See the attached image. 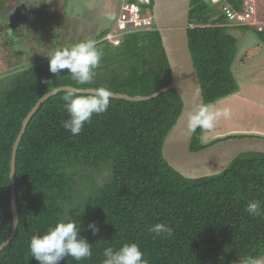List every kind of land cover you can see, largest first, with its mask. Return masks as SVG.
I'll return each instance as SVG.
<instances>
[{"label": "trees", "instance_id": "16d2710c", "mask_svg": "<svg viewBox=\"0 0 264 264\" xmlns=\"http://www.w3.org/2000/svg\"><path fill=\"white\" fill-rule=\"evenodd\" d=\"M216 1L191 0L187 30L203 105L212 106L239 90L233 67L238 42L222 8L243 11V0ZM234 28L256 35L264 46V31ZM96 48L102 56L89 83L74 80L66 69L52 74L47 59L15 70L6 86L0 82V247L12 231V147L42 97L62 87H106L115 95L149 97L171 84L155 26L123 37L118 47L101 42ZM67 92H57L40 105L18 145V226L0 252V264H39L30 256L31 237L46 234L69 216L80 223L79 235L92 245V256L81 261L69 256L59 264H103L106 247L118 250L125 243L137 244L147 264H244L264 254V214L253 217L245 211L256 200L264 213V155L243 154L218 176L188 180L161 155L182 110L174 90L149 101L110 98L107 111L94 114L75 136L62 127L68 119L62 99ZM204 133L199 128L194 132L192 153L244 137L204 142ZM74 166L104 170L107 176L96 184L89 174L70 172ZM90 223L99 228L95 235L87 228ZM157 223L170 227L172 234L149 231Z\"/></svg>", "mask_w": 264, "mask_h": 264}, {"label": "water", "instance_id": "95a60500", "mask_svg": "<svg viewBox=\"0 0 264 264\" xmlns=\"http://www.w3.org/2000/svg\"><path fill=\"white\" fill-rule=\"evenodd\" d=\"M153 20L158 31L165 58L171 72V84L149 97H128L112 94L110 98L122 99L129 102L152 100L159 95L174 90L182 102V110L175 125L168 132L163 144L162 153L167 165L183 178L198 180L218 176L225 172L230 164L243 154L264 155V138L243 137L227 139L199 152L190 151L194 132L186 128L185 115L187 112L203 105V90L194 67L188 44L187 30L188 15L191 0H152ZM60 91H72L76 94L88 95L94 90H81L71 87H62L42 97L27 117L24 119L21 130L11 151L9 195L12 209V231L5 243L0 247L2 252L13 239L18 226L15 203V157L18 145L26 128L38 111L41 104ZM264 256V254L262 255ZM264 259V258H262Z\"/></svg>", "mask_w": 264, "mask_h": 264}, {"label": "rangeland", "instance_id": "374dc122", "mask_svg": "<svg viewBox=\"0 0 264 264\" xmlns=\"http://www.w3.org/2000/svg\"><path fill=\"white\" fill-rule=\"evenodd\" d=\"M211 3L216 4L217 1L211 0ZM70 8L74 9H68L69 12H76L77 9L79 13H82L85 10L84 7L73 5ZM12 10H15L12 0H3V2L0 0V82L4 86L9 84L15 70L48 60L55 51L70 47L72 42L64 39L53 41L45 32L40 35V30L43 31L41 26H45L42 24L23 23V19L21 22L16 20L18 23H10ZM117 13V10L113 15L108 16L92 13L87 18L90 20L89 24H96L101 20L110 24L116 21ZM255 21L258 26L264 28V0H256ZM108 24H106L107 27ZM84 25H82L83 29ZM11 27L13 37L8 34ZM17 28L19 31L15 32ZM230 29V34L238 42V53L233 67L239 90L236 94L213 105L214 110L221 112V115L213 129L205 130L204 142L236 135L264 138V47L257 44L256 35L234 27ZM87 36H90V33ZM14 37L18 38V41L15 42ZM91 38L95 40L92 36ZM89 39L83 37L76 43ZM256 44L258 47L255 49ZM70 172H76L79 175L89 174L96 184H102L107 176L104 170L101 172L85 170L80 166H74ZM77 182L80 183L79 179Z\"/></svg>", "mask_w": 264, "mask_h": 264}, {"label": "clouds", "instance_id": "9594fccd", "mask_svg": "<svg viewBox=\"0 0 264 264\" xmlns=\"http://www.w3.org/2000/svg\"><path fill=\"white\" fill-rule=\"evenodd\" d=\"M37 4L36 6H38ZM102 53L96 48L93 40H84L70 47L55 51L50 58L49 71L58 74L61 70H67L72 78L80 83H89L93 79L94 69L99 66ZM112 92L106 87L95 89L90 95H77L69 91L63 95L64 107L68 113V119L62 122V127L72 135H79L92 116L100 115L107 111ZM221 112L214 110L212 105H200L185 115L186 128L189 132H195L198 128L211 130ZM227 115V113H224ZM245 211L257 217L262 213L259 201H250ZM69 216V215H68ZM80 223L70 216L67 221H61L55 227L50 228L42 236L34 235L29 242L31 257L39 264H59L65 257H72L75 261L91 258L92 245L79 235ZM87 228L95 235L99 228L95 223H90ZM149 231L160 235L172 234V229L165 224L157 223ZM103 264H147L144 254L135 243H125L118 250L106 247L103 251ZM264 256L251 257L244 264H264Z\"/></svg>", "mask_w": 264, "mask_h": 264}, {"label": "crops", "instance_id": "0c3cea01", "mask_svg": "<svg viewBox=\"0 0 264 264\" xmlns=\"http://www.w3.org/2000/svg\"><path fill=\"white\" fill-rule=\"evenodd\" d=\"M14 3L15 10L11 13V23L22 21L23 23L32 22L33 24H42L43 31L40 30V35L45 32L49 35V39L53 41L68 40L72 41L69 46L76 44L78 39L86 37L87 39L93 40L96 43L103 42L105 33L107 34L115 24L114 22L108 24L104 20L96 22V24H89V15L99 14L103 16L113 15L114 11L117 10V16L120 12V6L122 0H12ZM3 2V0H2ZM39 4L38 6H36ZM71 5L75 7H84L85 10L82 13L76 9V12H69L68 9ZM119 7V11H118ZM92 12V13H91ZM16 18V19H15ZM82 18V19H81ZM26 19V20H24ZM103 19V18H102ZM17 20V21H16ZM84 24H83V22ZM104 24V25H102ZM108 24V27L106 26ZM20 25V24H19ZM48 25V26H46ZM50 25V26H49ZM52 25V26H51ZM84 25V29L82 28ZM88 29V30H86ZM86 30V31H85ZM18 28L15 32H18ZM85 31V32H84ZM90 33V36L87 34ZM105 36H104V35ZM103 35V36H102ZM15 42L18 41L14 37ZM61 39V40H60ZM257 40V39H256ZM257 40V44H258ZM255 45L258 47V45ZM261 44V43H259ZM262 45V44H261ZM264 47V46H263ZM253 48V49H254Z\"/></svg>", "mask_w": 264, "mask_h": 264}, {"label": "built area", "instance_id": "2783aa9c", "mask_svg": "<svg viewBox=\"0 0 264 264\" xmlns=\"http://www.w3.org/2000/svg\"><path fill=\"white\" fill-rule=\"evenodd\" d=\"M152 0H122L120 12L112 29L106 34L103 42L118 47L123 37L154 29L153 12L150 9ZM228 27H251L258 32L264 28L258 26L256 17V0H243V11L237 12L229 6L222 8Z\"/></svg>", "mask_w": 264, "mask_h": 264}, {"label": "flooded vegetation", "instance_id": "af4514ba", "mask_svg": "<svg viewBox=\"0 0 264 264\" xmlns=\"http://www.w3.org/2000/svg\"><path fill=\"white\" fill-rule=\"evenodd\" d=\"M11 23V21H10ZM12 26V25H11ZM8 34L10 35L11 34V37H13V32H12V27H11V30L8 31Z\"/></svg>", "mask_w": 264, "mask_h": 264}]
</instances>
